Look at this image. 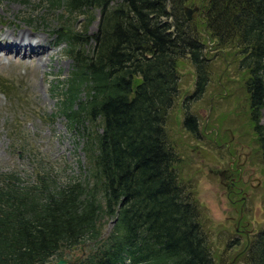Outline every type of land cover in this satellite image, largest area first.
<instances>
[{"label": "trees", "instance_id": "trees-1", "mask_svg": "<svg viewBox=\"0 0 264 264\" xmlns=\"http://www.w3.org/2000/svg\"><path fill=\"white\" fill-rule=\"evenodd\" d=\"M38 1L58 25L45 23L50 15L34 23L65 43L72 60L58 109L84 139L90 177L60 185L52 168L39 162L33 182L0 172V264H48L80 247L85 255L74 264H216L167 125L179 94L180 61L188 60L195 73L186 100L199 99L211 77L204 41L234 49L264 168V0H191L200 10L190 20L187 0ZM95 11L98 25L88 39ZM79 17L84 23L77 31L69 22ZM87 43H93L89 54ZM0 89L17 97L4 83ZM182 126L198 136V120L188 111ZM238 258L264 264V226Z\"/></svg>", "mask_w": 264, "mask_h": 264}, {"label": "rangeland", "instance_id": "rangeland-1", "mask_svg": "<svg viewBox=\"0 0 264 264\" xmlns=\"http://www.w3.org/2000/svg\"><path fill=\"white\" fill-rule=\"evenodd\" d=\"M187 4L186 8L196 9L191 14L196 18L199 5L191 0ZM44 9L38 0H0V45L7 48L12 36L24 31L31 34L33 43L39 40L34 43L35 50L43 52L40 62L34 59L30 63L29 59L17 57L16 61L6 59L1 64L0 58V83L17 91L12 100L0 89V172H15L23 180L33 182L39 162L52 168L60 185L70 181L86 183L90 173L82 149L84 139L81 133L69 129L58 109V95L70 76L72 60L65 54L64 44L52 46L54 37L48 36V29L34 23L40 16L50 15L45 23L56 29V18ZM94 16L88 39L97 29L99 12L95 11ZM69 23L80 31L84 19L79 17L75 24ZM204 44L211 65L209 86L201 98L186 100L194 91L195 73L188 60L180 61L179 94L170 112L168 135L180 160L181 181L197 204L216 264H243L238 258L240 251L264 226V168L249 121L243 74L237 67L241 57L234 49L217 50L207 40ZM92 47L93 43H87L83 50L89 54ZM0 55L8 56L5 52ZM186 111L198 120L197 137L189 135L182 126ZM260 124L264 127V109ZM237 159L242 172L234 177L242 174L247 180L249 176L255 187L236 182L229 195L224 172L230 167L235 169ZM238 187L242 189L240 194H236ZM110 222L104 228V237L112 227ZM80 257L81 252L75 251L66 259L74 261Z\"/></svg>", "mask_w": 264, "mask_h": 264}, {"label": "bare ground", "instance_id": "bare-ground-1", "mask_svg": "<svg viewBox=\"0 0 264 264\" xmlns=\"http://www.w3.org/2000/svg\"><path fill=\"white\" fill-rule=\"evenodd\" d=\"M47 34H48V36H51L50 32ZM52 37H54V40H52L53 41L52 46H55V47L58 46V42H57L56 37L55 36H52ZM36 42H39V40ZM36 42H34V43H36ZM9 43L10 44L7 46V48L4 47L3 45H0V53L5 52L8 55V56L0 55V58H2L1 64H3V60H6V59H7V61H10V60L16 61L17 57H21L22 60L23 59L24 60L29 59L30 63H32V61L34 59H37L38 62H40L42 60V58H40V57H42L41 54H43V52L35 50L37 45H35L33 43V38L31 37V34L22 31L18 34L17 37L12 36V41ZM11 55H14L16 58L10 57Z\"/></svg>", "mask_w": 264, "mask_h": 264}, {"label": "flooded vegetation", "instance_id": "flooded-vegetation-1", "mask_svg": "<svg viewBox=\"0 0 264 264\" xmlns=\"http://www.w3.org/2000/svg\"><path fill=\"white\" fill-rule=\"evenodd\" d=\"M235 161L237 162V165H238L236 167L237 169L236 168L234 169V168L230 167V168H227V170H225V172H224V173H226L224 175V178H225V181H227L226 183H224V185H225L226 189L230 191L229 195L234 192L233 189L235 188V185H236L235 183L236 182L237 183H242V184H248V185H250L252 187H255V186H253L252 180H251V178L249 176L247 177V180L244 179V177H242V174H239L237 176V178L234 177V175L236 173L242 172L241 164L239 162V159H237ZM235 170H237V171H235ZM259 182L260 181H258V184H259ZM240 193H242V189L239 188V187L236 188V194H240ZM244 199H245L244 197H241V200H244Z\"/></svg>", "mask_w": 264, "mask_h": 264}, {"label": "water", "instance_id": "water-1", "mask_svg": "<svg viewBox=\"0 0 264 264\" xmlns=\"http://www.w3.org/2000/svg\"><path fill=\"white\" fill-rule=\"evenodd\" d=\"M195 10H196V9L191 10V9H189V8H184V13H185V15L187 16V19L190 20V19L192 18L191 14H192L193 11H195ZM80 250L82 251L83 248L80 247ZM82 254H84V253H82ZM77 261H78V259L75 260V261H72V262H69L68 260H65V259H60V260H57L54 264H69V263L74 264V263L77 262ZM48 264H52V263H48Z\"/></svg>", "mask_w": 264, "mask_h": 264}]
</instances>
